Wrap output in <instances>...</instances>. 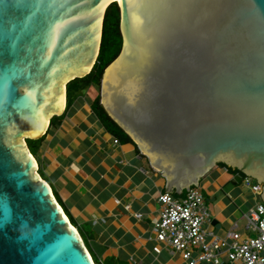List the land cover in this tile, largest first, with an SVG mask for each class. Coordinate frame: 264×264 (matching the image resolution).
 Segmentation results:
<instances>
[{"label": "water", "instance_id": "obj_1", "mask_svg": "<svg viewBox=\"0 0 264 264\" xmlns=\"http://www.w3.org/2000/svg\"><path fill=\"white\" fill-rule=\"evenodd\" d=\"M116 1L0 0V264H94L25 140L91 72L114 3L121 48L100 105L160 173L161 194L221 163L264 204V0Z\"/></svg>", "mask_w": 264, "mask_h": 264}, {"label": "crops", "instance_id": "obj_2", "mask_svg": "<svg viewBox=\"0 0 264 264\" xmlns=\"http://www.w3.org/2000/svg\"><path fill=\"white\" fill-rule=\"evenodd\" d=\"M92 90L73 92L48 126L35 156L40 178L97 264H186L168 248L153 251L164 179L135 146L114 143L91 109ZM234 175L215 166L199 180L209 229L219 237L233 222L242 225V214L258 204L248 208L249 196L255 201L258 194L245 182L231 185Z\"/></svg>", "mask_w": 264, "mask_h": 264}, {"label": "built area", "instance_id": "obj_3", "mask_svg": "<svg viewBox=\"0 0 264 264\" xmlns=\"http://www.w3.org/2000/svg\"><path fill=\"white\" fill-rule=\"evenodd\" d=\"M243 182L252 186L249 179ZM253 190L259 195L261 187L255 185ZM158 202L159 215L152 229L155 253L168 248L186 264H264L262 202L242 214V225L233 222L224 237L209 229L211 214L199 187H190L178 197L164 193ZM134 217L139 219L141 215Z\"/></svg>", "mask_w": 264, "mask_h": 264}, {"label": "trees", "instance_id": "obj_4", "mask_svg": "<svg viewBox=\"0 0 264 264\" xmlns=\"http://www.w3.org/2000/svg\"><path fill=\"white\" fill-rule=\"evenodd\" d=\"M120 48H121V36L119 33V11L117 5L114 3L108 6V8L106 9L103 19L100 49L97 60L91 72L84 78L74 79L66 85V106L73 92L75 91L80 92L90 87H94L97 90V95L95 96L92 102L91 109L95 114V116L97 117L100 124L109 134H111L116 139V141H121L122 143H129L135 146L133 142L130 140V138L107 116V114L101 107L99 100V89H100L102 74L105 68L117 57ZM58 118L59 117H53L50 120V124ZM42 137L38 140H25L28 151L34 158L40 147ZM135 149L136 151H138L136 146ZM216 166L225 167L228 170V172L232 174L237 173L236 170L228 168L221 163H218ZM37 172L39 174V170ZM82 241L86 247L84 240ZM91 259L94 264H97L95 260L92 258V256Z\"/></svg>", "mask_w": 264, "mask_h": 264}, {"label": "rangeland", "instance_id": "obj_5", "mask_svg": "<svg viewBox=\"0 0 264 264\" xmlns=\"http://www.w3.org/2000/svg\"><path fill=\"white\" fill-rule=\"evenodd\" d=\"M96 95H97V90L93 87V90L91 91L90 96H93L94 97ZM251 183H252V186L253 187L256 185V183H255L254 180H252ZM254 197H255V201L252 200L253 197L249 196V205H248V208H250L251 206H253V204L255 202L261 204V199H260L259 195L254 196Z\"/></svg>", "mask_w": 264, "mask_h": 264}, {"label": "bare ground", "instance_id": "obj_6", "mask_svg": "<svg viewBox=\"0 0 264 264\" xmlns=\"http://www.w3.org/2000/svg\"><path fill=\"white\" fill-rule=\"evenodd\" d=\"M116 1V0H115ZM117 2V1H116Z\"/></svg>", "mask_w": 264, "mask_h": 264}]
</instances>
